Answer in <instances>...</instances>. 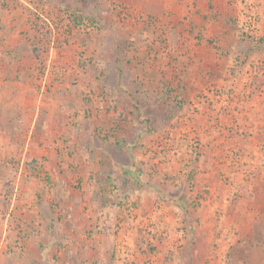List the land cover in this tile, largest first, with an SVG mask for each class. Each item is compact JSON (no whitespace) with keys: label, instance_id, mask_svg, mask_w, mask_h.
<instances>
[{"label":"rangeland","instance_id":"rangeland-1","mask_svg":"<svg viewBox=\"0 0 264 264\" xmlns=\"http://www.w3.org/2000/svg\"><path fill=\"white\" fill-rule=\"evenodd\" d=\"M1 4L10 11L0 14V66L24 64L32 71L19 78L0 72V82L7 81L0 83V264H38L39 258L40 264H56L69 242L67 231L55 230L58 214L65 217L50 201L55 176L74 194L90 157L101 160L96 154L103 152L120 161V191L111 188L120 192V230L99 223L90 231H143L134 240L136 250L127 256L115 251L121 264H264V156L246 163L237 152L238 166L233 160L228 168L226 160L204 170L196 166L203 154L206 162L218 155L200 151L201 133L211 130L213 120L226 136L240 131L229 130L235 127L224 119L222 101L252 97L245 91L251 81L245 65L264 74L261 58L248 57L264 51V0ZM15 50L31 56L19 52L13 62ZM91 132L103 152L75 147ZM187 152L194 163L181 165ZM203 171L208 174L198 181ZM155 177L165 184L163 196L144 203L133 197ZM34 192L36 204L47 205L38 217L22 210L32 203L22 199ZM72 202L81 203V213L88 208L83 199ZM39 219L44 227L37 234ZM74 235L83 236L68 238ZM79 238V244L70 241L71 249L87 258L91 245ZM30 240L41 245L28 249ZM143 242L148 246L140 249Z\"/></svg>","mask_w":264,"mask_h":264},{"label":"crops","instance_id":"crops-1","mask_svg":"<svg viewBox=\"0 0 264 264\" xmlns=\"http://www.w3.org/2000/svg\"><path fill=\"white\" fill-rule=\"evenodd\" d=\"M261 8L263 11L262 15L264 16V6ZM8 11H10V5H0V14L1 12L7 13ZM19 52L20 56H22L23 52H26L29 56H31L28 51L15 50L10 52V60L13 61L12 59L16 55H18ZM248 57H250V60L259 57L264 63V51L253 52ZM254 67L255 66H252L249 63L245 65V70L250 69V71L246 73V79L251 80L250 84H247L248 87L245 91L247 93L252 92V97L247 101H241V103L232 100L228 102L225 100L222 101L225 106L223 109L224 112H222V114L228 116L230 120L228 117L224 119L227 120V123L229 121L236 129H238L236 130L235 128H233L229 130H232L234 133L240 130L239 133H232L230 134L232 136H226L225 134H223L224 131L222 132L221 128L219 126H216V123L213 120L212 128L209 131L211 133L213 142L209 145V143H206V138L210 137L209 132H206L205 130L202 131L201 136L203 141L200 144V151L206 154L210 152L213 155H219H217L216 158H212V160L211 155H209L208 159L210 160V162H206L204 159L207 156L203 154L200 162L196 163V166H201L202 170L207 167L205 165L212 163L211 165L212 167H214L215 163L223 162V160H226V168H228V166L232 163V160L236 164V166H238L237 164L242 163V161H240L238 157L236 158V156L232 155L237 152H240L241 154L244 153L246 155V163L252 162L254 158L251 156L255 154H261L262 156H264V74L254 75ZM31 71L32 70L30 69V66H25L24 64L22 66H0V72H2V74L5 72L6 77L8 76V73L9 75L15 73V76L17 78H19V73H21L20 77H24L26 73ZM250 74L252 75L250 76ZM254 79H256V83L252 82ZM3 80L4 81L0 83L7 82L5 81V78ZM15 84H21V81L18 80ZM8 87H13V85H10ZM254 93L259 94V96L255 95ZM236 106L245 108H236ZM231 112H233V114ZM37 114L38 112H36V115ZM234 116L235 120L233 119ZM38 117L39 116L37 115V120ZM224 119L222 118L221 120ZM85 136V143L76 144V148L83 147L86 148V150L89 149V153L96 152L97 150L103 152L101 148H99V145L96 142L97 139L94 138L92 132L86 133ZM188 153L189 152L181 155L183 157V160L185 159L184 162L181 163V165H185L186 161L188 162V164L194 163V161H191V159H187V157L190 156V154ZM223 153L224 155H226L227 153L226 157L221 156ZM103 154L105 155L101 156V153L96 154L100 156L101 160H95L94 157H90L88 161L89 166H87L81 174L80 182L82 184V188L76 189L74 194H72L71 188L69 187L70 184L68 185V182L65 179L61 178L60 175L55 176L56 178L54 179V185L56 187V194L55 191H52L53 195L50 201L55 202V204L58 206L59 211L61 210L62 212H65V217H63L62 219L60 214H58L59 217H56L55 230H57V233L59 234L67 231L64 235L66 237V240L69 242L67 245V251H60V253L58 254L59 258L56 264H121V261H118L117 258H115V251L125 252L127 256L128 251L137 249L134 247L136 246V242L134 240L138 238L139 233L143 232L140 228L130 227L129 230H126L127 235L125 236L120 231L116 232V234L114 235H96V233H92L90 231L91 227H93L94 225L97 227V224L99 223L100 226L101 223L102 226L106 224V228L108 229L118 224V230H120V192L118 194L116 193L117 190L120 191V161H117V159H115L112 154L107 155L104 152ZM247 154H249L250 156H248ZM224 164L225 163H223L221 166H224ZM155 167L156 166H154V168ZM123 169L126 170L125 167ZM54 174L55 173H53V175ZM205 174H208V172L205 173L203 171L199 173L197 175L198 181H201L200 179L203 178V176H206ZM141 178L142 180L144 179L143 176H141ZM161 180V178L155 177L154 179L150 180L151 182H149V184L147 182L145 185L137 187V189L135 190L136 194L133 197H136L139 202L144 203L147 200L151 201L153 198L155 199L157 197L163 196L162 189L163 185L165 184L161 183ZM115 185H118V189L112 191L111 188H113ZM61 186H63V190L67 189V191L61 192ZM81 191L84 196L79 198V194L81 193ZM35 194L37 195V193L34 192L31 197L29 196L30 198H28L27 194L26 197L22 199L21 202L34 203L33 205H31L32 203H26V206H23L24 208H22V210L24 209L25 213L34 211L36 212L35 215L38 217L39 212L42 214V212L47 209V205L46 207H42L36 204V202L34 201ZM181 195L179 197H181ZM42 196L46 201V197L44 195ZM74 198L78 202L81 201V199L85 200L83 205L88 207L85 212L81 213V210L79 209L80 207H82L81 203L75 204L74 202H72ZM55 204H53V206ZM140 209V211L143 213V205L140 207ZM144 215L145 213L142 214V217ZM139 217H141V215ZM40 221L41 219L36 222L37 224L34 227L37 234H39V231L41 233L44 227V224L40 223ZM93 229L95 231V228ZM87 232L88 234H91L90 239H87V235H84V233ZM69 233L81 234L84 236V242L86 240V243H90L91 248L89 257L78 258L74 255V251L71 248L74 247V244H79V237L83 236L76 237L74 235V238L71 239V237L68 238ZM37 237H39V235H37ZM71 240H74V244L70 242ZM39 241H27L26 246H28V249H36L39 247V245H41ZM50 244L51 242L45 244V246L49 247ZM135 256L139 257L137 252L135 253ZM37 262L38 264H40L39 262H41V259L39 258ZM28 264L31 263L28 261Z\"/></svg>","mask_w":264,"mask_h":264},{"label":"built area","instance_id":"built-area-1","mask_svg":"<svg viewBox=\"0 0 264 264\" xmlns=\"http://www.w3.org/2000/svg\"><path fill=\"white\" fill-rule=\"evenodd\" d=\"M256 21V19H255V17L252 19V21H251V25H252V27L254 26L253 25V23ZM64 70H65V68H64ZM104 226H106L107 227V225L106 224H104ZM108 229V228H107ZM109 230V229H108ZM146 246H148V243L147 242H143V244H141L139 247H140V249H144V248H146Z\"/></svg>","mask_w":264,"mask_h":264}]
</instances>
